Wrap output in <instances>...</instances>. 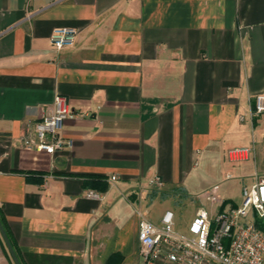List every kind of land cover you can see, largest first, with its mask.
<instances>
[{"label": "crops", "instance_id": "obj_1", "mask_svg": "<svg viewBox=\"0 0 264 264\" xmlns=\"http://www.w3.org/2000/svg\"><path fill=\"white\" fill-rule=\"evenodd\" d=\"M59 27L77 30L72 48H52ZM259 94L264 0H0V225L18 263L140 264L139 217L157 225L203 176L213 182L192 197L218 186L238 205L264 179ZM57 95L75 114L71 147H24ZM238 147L252 152L230 161ZM218 178L232 182L225 197ZM0 264H15L1 232Z\"/></svg>", "mask_w": 264, "mask_h": 264}, {"label": "built area", "instance_id": "obj_2", "mask_svg": "<svg viewBox=\"0 0 264 264\" xmlns=\"http://www.w3.org/2000/svg\"><path fill=\"white\" fill-rule=\"evenodd\" d=\"M77 30L69 27L53 29L50 44L56 51L72 48ZM264 114V94L254 98L250 119ZM66 99L54 98L49 111L38 121L27 125L21 143L28 149L55 155L71 147L72 141L62 133L66 121L73 120ZM244 117L240 116V120ZM252 150L238 147L228 152V159L236 162L246 159ZM226 175V179H231ZM111 182L116 177L110 178ZM148 186L161 189L163 183L155 176ZM213 186L203 196L214 212L199 208L183 234L175 230L173 212L167 210L157 225L140 216L137 246L140 264H264V179L241 188L238 205L225 204ZM84 197L101 202L103 195L88 190Z\"/></svg>", "mask_w": 264, "mask_h": 264}, {"label": "rangeland", "instance_id": "obj_3", "mask_svg": "<svg viewBox=\"0 0 264 264\" xmlns=\"http://www.w3.org/2000/svg\"><path fill=\"white\" fill-rule=\"evenodd\" d=\"M210 172H209V174H210ZM211 181H212V179L210 177L203 176L202 180L195 187L196 190H198V191H192L191 193L200 192L203 189L206 190L207 186H209L211 184ZM217 183H221L219 194L223 195L224 197L227 196V195H224V194H226L225 190L228 191L230 189V185L232 184V182L224 181V180L221 181V178H218ZM204 190L201 192H204ZM191 193H187L189 195H182V194L178 195L177 194V196L174 200V204L171 205V208L173 210L172 212L174 213V221H173L174 222V228L176 231L183 233V234L187 233L188 225H189L190 221L192 220V217H193L195 211L200 206V203L202 204V206L204 208L210 209L209 203L204 200L205 197H203L204 199L199 200L195 197H192ZM228 193H229V195H234L233 197H231L234 199V201L240 200V194H238L237 189L233 190V193H230V192H228ZM162 206L163 205L151 206L149 208V211H150L149 216L153 217V219L156 218V216H158L160 214V212L162 210V208H161ZM154 220L156 221L157 219H154Z\"/></svg>", "mask_w": 264, "mask_h": 264}, {"label": "water", "instance_id": "obj_4", "mask_svg": "<svg viewBox=\"0 0 264 264\" xmlns=\"http://www.w3.org/2000/svg\"><path fill=\"white\" fill-rule=\"evenodd\" d=\"M0 232H1V235H2V237H3V239H4V241H5V244H6V246H7V249H8V251H9L11 257L13 258L14 263H15V264H19L17 258L15 257V254H14V252H13V249H12V247H11V245H10L8 239H7V236L5 235V232L3 231L1 225H0Z\"/></svg>", "mask_w": 264, "mask_h": 264}, {"label": "trees", "instance_id": "obj_5", "mask_svg": "<svg viewBox=\"0 0 264 264\" xmlns=\"http://www.w3.org/2000/svg\"><path fill=\"white\" fill-rule=\"evenodd\" d=\"M2 226V225H1ZM12 247V246H11ZM12 249H13V247H12ZM13 252H14V254H15V257H16V253H15V251H14V249H13Z\"/></svg>", "mask_w": 264, "mask_h": 264}]
</instances>
